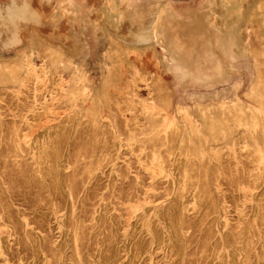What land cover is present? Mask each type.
Here are the masks:
<instances>
[{"label": "rangeland", "instance_id": "1", "mask_svg": "<svg viewBox=\"0 0 264 264\" xmlns=\"http://www.w3.org/2000/svg\"><path fill=\"white\" fill-rule=\"evenodd\" d=\"M24 1L0 0V264H264V0L224 33L209 0H138L158 29L136 11L117 47L115 0Z\"/></svg>", "mask_w": 264, "mask_h": 264}, {"label": "bare ground", "instance_id": "2", "mask_svg": "<svg viewBox=\"0 0 264 264\" xmlns=\"http://www.w3.org/2000/svg\"><path fill=\"white\" fill-rule=\"evenodd\" d=\"M31 2V5H32V3L33 2H35V4L38 2L39 4L38 5H42V8H44L45 6H48V9H49V12H48V14H47V17H49V20L50 21H54L55 19L53 18L54 16H56L57 15V13H59V14H61L62 16H64L63 14H64V9H62V8H65L64 6H65V1L64 0H25L24 2ZM70 3L73 1V5H76L77 4V2H76V0H75V3H74V0H68ZM91 1V0H90ZM94 1V0H93ZM92 1V2H93ZM97 1V3H98V5H96L95 4V1L93 2L96 6V8H99V1L98 0H96ZM103 1V0H102ZM111 1V3H114V2H112L113 0H110ZM109 0H108V3L110 2ZM136 1H138V0H115V5L114 6H111V7H109L108 8V10L106 11V13L105 14H107L106 15V17L108 16H111V18L109 17L108 19H109V21L112 23V25L116 28V32H115V30H114V32L115 33H118V35H114V34H112L110 31H108V33L107 34H105V37L106 38H108L109 40H111L114 44H115V46L117 47V45L119 44L117 41H116V39L119 37V35L120 34H126V31L127 30H129V32H130V27H134V28H132L131 30H133V31H131V32H141V31H145V30H148V29H150V28H152L154 25V27H156L157 29H158V26H159V21H160V15L162 14L161 13V11H162V9H160V8H156V9H154V10H152V9H150V11H147L148 13H149V16L150 17H148L147 16V13H146V16L147 17H145L144 15V12H146V11H144L143 12V14L144 15H142V12L140 11V9H142V8H140V4H136ZM160 0H156V2L157 3H155V4H158V2H159ZM213 1L215 2V3H213ZM213 1H211V0H209V3H208V5H209V11H207L206 13H205V16L206 17H210V16H215V20H216V25H217V28H218V30H219V32L220 33H224V32H222V30H223V25H224V23L226 22V19H227V16L229 15V14H232V13H234V8L236 7V5H238V3H239V1L240 0H213ZM86 2H88V1H86ZM101 2V1H100ZM89 3V2H88ZM92 3V4H93ZM106 3H107V1H106ZM111 3H110V5H111ZM168 3V2H167ZM23 4V3H22ZM29 4V3H28ZM34 4V5H35ZM91 3L89 4V5H92ZM94 4L92 5L93 7H94ZM15 5V4H14ZM26 5V4H25ZM64 5V6H63ZM88 5V4H87ZM101 5H102V3H101ZM103 5H105V4H103ZM110 5H108V6H110ZM23 6V5H22ZM36 6V5H35ZM98 6V7H97ZM107 6V7H108ZM166 6V5H165ZM215 6V7H214ZM26 7H27V5H26ZM25 7V8H26ZM103 8L102 9H105L104 7L105 6H102ZM106 7V8H107ZM114 7H116V8H114ZM143 7V6H142ZM158 7V6H157ZM213 7V8H212ZM13 8V7H12ZM23 9H24V7H22ZM41 8V7H40ZM118 8H120V9H118ZM8 8H6V10H7ZM15 9V8H14ZM35 9H38L37 7L35 8ZM45 9V8H44ZM70 9V8H69ZM89 9H90V7H89ZM88 9V10H89ZM167 10L169 9V11L171 12H173V9H172V7H171V5H169L167 8H166ZM239 9V8H238ZM9 10H11V9H9ZM66 10H68V8L66 9ZM144 9H142V11H143ZM45 11V10H44ZM138 12V11H140L141 12V14H139V12H138V14L139 15H142V16H144V18L145 19H143L142 21H141V19H140V22H142V23H140V22H137L136 24H134L133 22V24L132 23H129L130 24V27L128 28V26H127V24H126V22L128 23L130 20H132V18L130 19V17L132 16H130L128 19L129 20H125V17L128 15H130V14H133V13H135V12ZM237 11V10H236ZM68 12V11H67ZM163 12V11H162ZM32 13V12H31ZM96 13H101V12H99V11H97ZM96 13H92V14H95V16H96ZM102 13H104L103 11H102ZM66 12H65V17H66ZM173 14V13H172ZM101 15V14H100ZM103 15V14H102ZM138 15V16H139ZM181 15H183V14H181ZM61 16V17H62ZM91 15H89V17H90ZM94 16V15H93ZM134 16V15H133ZM137 16V17H138ZM177 16V15H176ZM60 17V18H61ZM68 17V16H67ZM70 18H69V21H70V19L72 18V16H69ZM97 17V16H96ZM96 17H94V20H97V18ZM100 17V16H99ZM140 17V16H139ZM93 18V17H92ZM96 18V19H95ZM179 18V17H178ZM62 19V18H61ZM63 26H65L64 25V21H65V23H67V19H65L64 17H63ZM91 19V18H90ZM183 19H185V18H183ZM44 21V20H43ZM57 21V20H56ZM68 21V22H69ZM175 21V20H174ZM236 21V20H235ZM49 22V21H48ZM95 22V21H94ZM135 22V21H134ZM53 23V22H52ZM60 23L62 24V21H60ZM48 24V23H47ZM60 24V25H61ZM67 24H69V23H67ZM66 24V25H67ZM174 24H175V22H174ZM179 24V23H178ZM50 25H52V24H50ZM59 25V26H60ZM255 25V24H254ZM55 26H57V25H55ZM65 27H67V26H65ZM69 27V26H68ZM67 27V28H68ZM110 27V26H109ZM112 27V26H111ZM70 28V27H69ZM113 28V27H112ZM73 29V28H72ZM256 29V28H255ZM74 30H77V29H75L74 28ZM112 30V31H113ZM158 31V30H157ZM252 31V30H251ZM254 31V30H253ZM258 31V30H257ZM134 32V34H136ZM151 32V31H150ZM255 33V32H254ZM254 33H252L251 32V34H252V39H254L253 40V43H252V49L254 48L255 49V45H258V40H257V38H256V36L254 35L253 36V34ZM43 34V33H42ZM131 33H129V35H130ZM133 34V33H132ZM50 35V34H49ZM52 35V34H51ZM128 35V34H127ZM152 35L154 36V29H153V31H152ZM247 35V34H246ZM44 36V35H43ZM47 36V35H46ZM141 36V35H140ZM144 37H145V35H144ZM53 38V37H52ZM49 39V38H48ZM131 39H133V38H131ZM145 39V38H144ZM39 40L40 41H37V42H40V44H41V48H40V50L39 51H41V53H43L45 56H48V55H50V56H52L53 58H54V56H56L57 55V52H56V50L55 51H52L53 50V48L51 47L52 46V43L51 42H49V41H47V39H46V37H42L41 35H39ZM61 41H63V40H61ZM66 42V41H65ZM250 42V41H249ZM249 42H248V44H249ZM251 42H252V40H251ZM250 42V43H251ZM57 43V42H56ZM60 43H62V42H60ZM67 43V42H66ZM248 44H247V46H248ZM65 47V46H64ZM249 47V46H248ZM258 47V46H257ZM61 48H62V46H61ZM118 49V48H117ZM250 50V49H249ZM58 51V50H57ZM60 51V50H59ZM62 52V51H61ZM117 53V54H116ZM116 55H118V54H122V53H124V52H118V51H116ZM35 54V53H34ZM38 54V53H37ZM62 54V53H61ZM36 56V55H35ZM38 56V55H37ZM34 58V57H33ZM36 58V57H35ZM34 58V59H35ZM57 58V57H56ZM264 58V57H263ZM121 59V58H120ZM261 60V59H260ZM263 61V60H262ZM264 62V61H263ZM33 63V62H32ZM119 68H120V65H119ZM113 69V68H112ZM258 69V68H257ZM111 70V69H110ZM262 70V69H261ZM71 71V70H70ZM113 72V71H112ZM111 72V73H112ZM121 73H123V72H121ZM76 74V73H75ZM113 75H114V73H112ZM262 74H264L263 72L261 73V72H259V74H258V79H261L260 78V76L262 75ZM118 75V74H117ZM121 75V74H120ZM113 77V76H112ZM121 78V77H120ZM260 81V80H259ZM264 89V88H263ZM59 90V89H58ZM91 100V99H90ZM260 102V101H259ZM239 111V110H238ZM264 111V110H263ZM242 113V112H241ZM244 114V113H243ZM237 116V115H236ZM245 117V116H244ZM237 125V124H236Z\"/></svg>", "mask_w": 264, "mask_h": 264}]
</instances>
